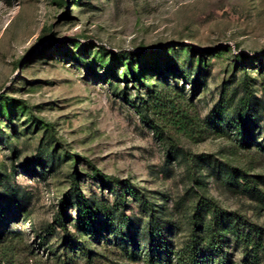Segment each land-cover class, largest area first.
Here are the masks:
<instances>
[{"label": "rangeland", "instance_id": "1", "mask_svg": "<svg viewBox=\"0 0 264 264\" xmlns=\"http://www.w3.org/2000/svg\"><path fill=\"white\" fill-rule=\"evenodd\" d=\"M227 164L264 189V0H0V264L61 263L68 192L70 234L81 193L141 219L146 195L183 229L205 194L264 224ZM109 236L95 264H135Z\"/></svg>", "mask_w": 264, "mask_h": 264}, {"label": "trees", "instance_id": "2", "mask_svg": "<svg viewBox=\"0 0 264 264\" xmlns=\"http://www.w3.org/2000/svg\"><path fill=\"white\" fill-rule=\"evenodd\" d=\"M118 53L130 60L135 57V53L127 50ZM242 134L248 138L247 133ZM227 166L233 176H243L245 187L264 202V189L257 180L238 166ZM93 173L102 186L111 187L112 183L121 182L94 165ZM71 178L72 187L79 189L78 176L72 173ZM131 186L130 182L123 183L117 195L119 203H123ZM141 200L145 219L128 215L104 202L97 204L81 193L74 202L78 211L74 224L76 231L70 234L67 222L71 216L67 206L71 202V194L65 193L55 216V222L64 232L61 237L64 252L60 264H76L74 254L78 251L83 255L84 264H95L93 239L109 242L111 234L118 241L123 255L135 264H237L231 243L241 249L242 257L238 264H264V224L246 214L228 210L213 197L200 194L192 204L187 228L183 229L177 220L168 215L166 205L158 208L146 195ZM204 212L209 215L206 221ZM100 214H103L102 219ZM139 228L142 234L138 232ZM182 229L184 231L180 233ZM141 236L144 240L140 239Z\"/></svg>", "mask_w": 264, "mask_h": 264}]
</instances>
